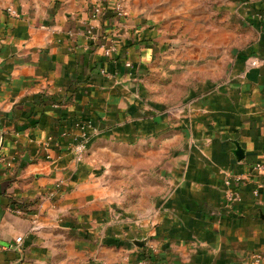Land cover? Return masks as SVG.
Returning <instances> with one entry per match:
<instances>
[{
  "label": "crops",
  "instance_id": "crops-1",
  "mask_svg": "<svg viewBox=\"0 0 264 264\" xmlns=\"http://www.w3.org/2000/svg\"><path fill=\"white\" fill-rule=\"evenodd\" d=\"M119 1L93 39L100 0H0V264H264V0ZM75 121L105 127L80 161ZM124 156L157 173L139 212L118 210Z\"/></svg>",
  "mask_w": 264,
  "mask_h": 264
},
{
  "label": "rangeland",
  "instance_id": "rangeland-1",
  "mask_svg": "<svg viewBox=\"0 0 264 264\" xmlns=\"http://www.w3.org/2000/svg\"><path fill=\"white\" fill-rule=\"evenodd\" d=\"M186 2L191 1V0H185ZM212 2L213 4H218L220 2V0H200V4H208ZM219 13L214 11L212 13L213 19H214V23L217 25H220L221 22H219L218 18H219ZM240 31L246 33L248 30L246 28H240ZM166 83H168L170 80L169 78L165 79ZM101 122V121H100ZM104 125L101 123V127H95L92 124H88V123H84L81 121H75L72 126H71V130H79L80 134H76L73 131L66 133V135H69V140H68V147L70 148V150L73 153V157L76 161H80L84 158V155L86 153L87 150V145L90 142V138L93 135H97L99 132H103L104 130ZM93 129V130H92ZM92 131V132H89ZM80 135V136H78ZM83 146V151L81 153V156H79V154H77L76 150L79 146ZM171 151L170 154L166 157L163 158L164 162H161V165L163 166H167L169 165V160L171 159ZM121 158H126L124 157H117L112 158L114 161L112 162V169H116L117 171H115V182H116V197L120 200H122L121 205H119V209H134V211H138L139 212V208H140V201L142 197H147L148 194L146 192V181L148 180V178H154L153 180L156 182L157 181V173H153V172H149V173H145L143 172V168L142 166L138 165V166H132V164H129L126 162L125 159H121ZM160 164L157 165L155 163L154 166H161ZM114 167V168H113ZM152 170H156V167ZM167 174V172H165ZM113 173H111L112 175ZM164 178H161L160 180H162L163 182H165L164 188L162 190L163 191H167L168 190V176H166L165 174ZM159 176V175H158ZM155 192H157V190L155 189ZM164 192V193H165ZM54 193H52L51 195H53ZM156 196L154 195V198ZM125 211V210H124Z\"/></svg>",
  "mask_w": 264,
  "mask_h": 264
},
{
  "label": "built area",
  "instance_id": "built-area-1",
  "mask_svg": "<svg viewBox=\"0 0 264 264\" xmlns=\"http://www.w3.org/2000/svg\"><path fill=\"white\" fill-rule=\"evenodd\" d=\"M106 1L107 0H100V4L98 6H95L90 12V15L87 21V26L85 28V32L90 38L94 39L96 37L95 23L97 22L99 17L102 15L104 11L103 5ZM110 8H111V12L116 17H122L125 14L124 7L119 0L114 1L113 4L110 6ZM101 47L103 48V52L106 56H110L117 51V46L113 40H110L109 43H106V44L103 43ZM253 63H256V61H254ZM83 148L84 147L81 145L77 148L76 152L77 154H79V156H81ZM249 171H250L249 175L257 177V179L254 182V188L252 189L253 195L256 196L259 190L264 187V158L259 161L254 162L250 166ZM244 184H245V178H243L242 175L236 174V175H232L228 177L226 180L227 188L224 194L225 200L230 204L240 201L241 197H240L239 192H240V188ZM16 212H20V209L16 208ZM20 242H21V237L18 236L16 238V246H14L16 250H20V246H19ZM0 249H1V246H0ZM253 258L256 261H258L261 258V255L254 254ZM136 264H149V262L146 259H140L138 260Z\"/></svg>",
  "mask_w": 264,
  "mask_h": 264
},
{
  "label": "trees",
  "instance_id": "trees-1",
  "mask_svg": "<svg viewBox=\"0 0 264 264\" xmlns=\"http://www.w3.org/2000/svg\"><path fill=\"white\" fill-rule=\"evenodd\" d=\"M116 1V0H107L104 5H103V10L105 12H111V8L110 6L113 4V2Z\"/></svg>",
  "mask_w": 264,
  "mask_h": 264
},
{
  "label": "water",
  "instance_id": "water-1",
  "mask_svg": "<svg viewBox=\"0 0 264 264\" xmlns=\"http://www.w3.org/2000/svg\"><path fill=\"white\" fill-rule=\"evenodd\" d=\"M233 153L235 154V156L237 157V159H240L243 155L242 149L239 147L238 144H236L235 149L233 150Z\"/></svg>",
  "mask_w": 264,
  "mask_h": 264
}]
</instances>
